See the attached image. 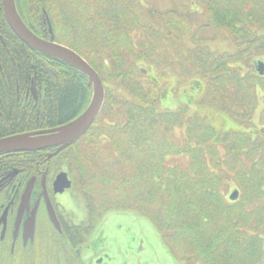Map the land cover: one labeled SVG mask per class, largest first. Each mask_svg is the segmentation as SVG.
I'll list each match as a JSON object with an SVG mask.
<instances>
[{"label":"trees","instance_id":"1","mask_svg":"<svg viewBox=\"0 0 264 264\" xmlns=\"http://www.w3.org/2000/svg\"><path fill=\"white\" fill-rule=\"evenodd\" d=\"M15 3L33 34L74 50L103 83L98 117L51 157L52 163L73 150L71 160H62L82 199L101 197V214L132 211L144 218L173 264H264V159L255 158L264 129L220 131L197 110L215 107L243 127L252 124L257 95L264 93V74L255 65L264 61V0H184L165 10L140 0ZM209 30L211 40L204 35ZM13 34L0 4V137L75 118L90 101L87 78ZM217 34L230 39L232 50L210 49ZM32 79L45 92L39 111L16 105L15 89H27ZM159 79L165 86L173 79L184 103L161 109L168 93L163 97ZM185 79L195 88H186ZM258 116L261 124L264 109ZM79 144L97 153L85 159ZM55 149L0 153V177L13 168L23 178L38 176ZM82 158L97 165L86 171ZM228 178L238 191L234 201L224 190Z\"/></svg>","mask_w":264,"mask_h":264},{"label":"flooded vegetation","instance_id":"2","mask_svg":"<svg viewBox=\"0 0 264 264\" xmlns=\"http://www.w3.org/2000/svg\"><path fill=\"white\" fill-rule=\"evenodd\" d=\"M30 90L15 89L16 105L39 111L37 103L45 92L37 87L34 97ZM177 93L182 97L180 91ZM53 164L40 169L38 176L23 178L19 169L13 168L0 177V264H110L120 259L113 243L107 245L99 239L87 243L86 239L95 227L102 229L107 221L114 224L124 214L114 210L101 214L104 205L97 204L98 195H88V201H84L68 168ZM61 172L67 175L70 187L55 192L53 182ZM29 180L32 185L25 196ZM88 207L94 209L92 213ZM148 247L137 251L138 259L149 258Z\"/></svg>","mask_w":264,"mask_h":264},{"label":"rangeland","instance_id":"3","mask_svg":"<svg viewBox=\"0 0 264 264\" xmlns=\"http://www.w3.org/2000/svg\"><path fill=\"white\" fill-rule=\"evenodd\" d=\"M184 0H140L141 3L144 4L145 7L149 8L148 6H153L155 8H159V9H171L172 8H179V5H181V2ZM186 1V0H185ZM16 5V3H15ZM17 8V7H16ZM196 11H198L199 13L201 12L200 9H197ZM138 16L136 18H138V20H141L139 18V15H145L142 7H139V10H137L136 13ZM195 12L194 15H191L193 17H197L199 16L198 14ZM169 17H172V14H170ZM168 18V17H167ZM167 18H165V20H167ZM207 35L208 38L210 39L213 36V32L212 31H207ZM211 40V39H210ZM212 45H210V49L213 50L216 48V51L220 52H224V51H229L230 49L232 50V47H230V43H232L229 39V41H227V37L225 36H220L217 34V37L214 38V40L211 42ZM248 58H245L243 60V64H248L250 61H248ZM262 61V60H261ZM264 62V61H263ZM147 72L149 73V71L147 70ZM161 81V84L163 85L162 87H165V89H161V93L163 95V97L165 96L166 92H172L168 93L165 98H162L160 101V107L161 109H169V110H174L175 108H177V105L179 103H184L185 99L184 97L181 96H175V93L177 91V89L175 88V81L173 79L171 80H167V84L165 86L166 80H162L159 79ZM196 83H193L192 81L188 82V80L185 79L184 81V86L187 88L188 86L195 88ZM181 89V88H180ZM179 89V91H180ZM35 92H37V90H34ZM182 92H184V90L182 89ZM193 92V90H192ZM92 93V92H91ZM90 93V94H91ZM174 93V96H173ZM262 95L259 96V101L257 104V107L253 113V120H252V124L247 123L246 127L241 126L240 124H238L237 122H234L233 120H231L228 116H225L224 114H219V111L217 110V108L210 106V110H201L196 103L192 104L194 105L192 108H196V106L198 107L197 110L201 111L200 113L202 115L205 116L206 120H208V122L213 125L215 127V129L220 130V131H225L227 129H231V130H240V131H244L247 133H252L253 130H255V126L260 127L259 129H264V120L263 122L260 124V121L258 119V115L260 114V110L262 111L264 109V93L260 92ZM173 96V97H172ZM263 97V99L261 98ZM91 98V97H90ZM188 101V100H187ZM186 101V102H187ZM89 103V102H88ZM88 105V104H87ZM200 106H203L200 104ZM86 108V107H85ZM189 108L191 110V106L189 105ZM208 108V107H207ZM258 116V117H257ZM220 120V122L218 121ZM218 123L217 127L212 123V122ZM237 125H236V124ZM243 127V128H242ZM255 127V128H253ZM179 133H181L179 131ZM253 134H251L252 136ZM264 136V135H263ZM261 143H262V148L261 151L257 154V156L255 157L257 160L259 159V161H262L264 159V137H261ZM247 142V141H245ZM82 144H79L78 147V152L79 154H83L85 159H92L91 157L95 155L96 150H94V147H90V146H85L83 145V147H81ZM219 150L220 147H219ZM55 152V151H54ZM54 152L50 153V157L47 159H49V163H51V157L58 154H54ZM73 150L68 151V154H64V156L61 157L60 160L57 159V161L52 162L55 163L53 165L56 166V164H61L66 168V164L63 162L62 158L65 160H71V154H72ZM77 155L73 153V158H75ZM91 156V157H89ZM82 158L80 160L79 165L82 164V168H84V170L86 171H90L93 166L97 165V161L95 160V162H84ZM62 162L60 163L59 161ZM84 164V165H83ZM64 168V169H65ZM222 168H225V166H223ZM66 170V169H65ZM76 181V180H75ZM227 185L224 186V190L226 193V196L228 194H230L234 188H236V185L234 183V179H230L228 178V180H226ZM227 187V188H226ZM77 189V188H76ZM78 190V189H77ZM100 201H98L99 206H102L105 201H103V199L101 197L98 198ZM80 204V203H79ZM80 212L83 214V210L80 209ZM124 216H122L121 218L119 217L113 224V222L107 221L106 225H104L102 227V229H98L99 227H95L93 230L94 233H92V235L90 234L86 241L87 243H90L93 239H99L101 241V243H107V245L109 243H113L114 248H117V255L120 256V259L116 258L115 262H110V264H147L149 262V264H173L172 261L170 260V258H168V256L166 255V253L161 249V245L159 242V239L157 237V234L155 232V230L152 228V226L141 216H139L138 214H136L135 212H126L123 213ZM126 215H128V217H125ZM125 217V218H124ZM145 221V223H143ZM100 230H102V233H100ZM119 243H121L119 245ZM149 245V260L146 259L147 257H144L145 260H141L138 259L139 255L137 254V251H139L141 248H146V246ZM164 252V253H163ZM130 260V262L128 263L127 261ZM147 262V263H146Z\"/></svg>","mask_w":264,"mask_h":264},{"label":"water","instance_id":"4","mask_svg":"<svg viewBox=\"0 0 264 264\" xmlns=\"http://www.w3.org/2000/svg\"><path fill=\"white\" fill-rule=\"evenodd\" d=\"M2 12L4 19L15 35L24 45L32 50L45 54L56 60L69 65L77 71L83 73L87 77V86L92 89L91 98L86 108L72 120L45 130H38L32 132H25L0 138V153L2 152H32L39 151L46 148L55 147L54 154L65 149L67 146L75 142L81 135H83L90 127L95 119L98 117L104 102V86L101 79L94 71V69L86 63L74 50L54 43L51 39H44L33 32L23 24L16 5L15 0H1ZM49 33L51 30L49 29ZM256 71L258 75L264 74V64L259 61L256 64ZM33 91V87H32ZM50 157V153L47 155ZM15 171L12 172V174ZM44 179V178H43ZM33 180V178L31 179ZM29 180L25 196L29 195V190L32 181ZM54 191L62 192L64 189L70 187V181L67 175L63 172L56 176L53 182ZM238 198V191L234 189L229 195L228 199L234 201Z\"/></svg>","mask_w":264,"mask_h":264},{"label":"bare ground","instance_id":"5","mask_svg":"<svg viewBox=\"0 0 264 264\" xmlns=\"http://www.w3.org/2000/svg\"><path fill=\"white\" fill-rule=\"evenodd\" d=\"M87 63V62H86ZM89 64V63H88ZM90 65V64H89ZM83 74V73H82ZM84 75V74H83ZM85 76V75H84ZM86 77V76H85ZM87 78V77H86ZM36 81L35 79L31 80V83L29 85V89L31 88V92L33 93L34 97L37 95V92H35L34 90H37V86H36ZM32 87H33V91H32ZM42 96V95H40ZM37 105L41 106L42 105V100H38ZM72 120V119H71ZM70 121V120H69ZM39 130H45V129H39ZM34 131H38V130H34ZM28 132H32V131H28ZM21 133H25V132H21ZM15 134H20V133H15ZM15 134H11V135H15ZM11 135H7V136H11ZM7 136H3V137H7ZM2 138V137H0Z\"/></svg>","mask_w":264,"mask_h":264}]
</instances>
